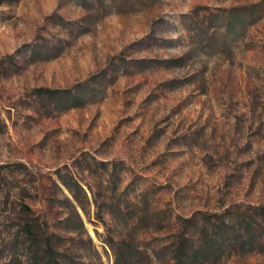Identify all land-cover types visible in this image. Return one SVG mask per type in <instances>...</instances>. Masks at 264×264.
<instances>
[{"label":"rangeland","instance_id":"obj_1","mask_svg":"<svg viewBox=\"0 0 264 264\" xmlns=\"http://www.w3.org/2000/svg\"><path fill=\"white\" fill-rule=\"evenodd\" d=\"M262 208L264 0H0V264H264Z\"/></svg>","mask_w":264,"mask_h":264},{"label":"trees","instance_id":"obj_2","mask_svg":"<svg viewBox=\"0 0 264 264\" xmlns=\"http://www.w3.org/2000/svg\"><path fill=\"white\" fill-rule=\"evenodd\" d=\"M36 92L38 94H42V93L55 94L56 93L54 91L45 90V89H38V90H36ZM65 185L69 188V190L73 189L71 184L67 183ZM262 210H264V208H262ZM213 217L221 220L223 226H228L229 225L227 220L224 217H219L217 215H214ZM45 246H46L45 258H43L42 261H45V259H47L48 261H50L49 264H66L65 262L59 260L56 257L57 255H60V254H58L57 251L54 248L52 237L46 238ZM201 252H202V255H204V254L209 255L211 253L208 248L206 250L201 251ZM189 253H190V250L188 249V247L186 245H181L178 248V257H177V263L176 264H186V261H187V258H188L187 256L189 255ZM36 264H42V262L41 261H37Z\"/></svg>","mask_w":264,"mask_h":264}]
</instances>
